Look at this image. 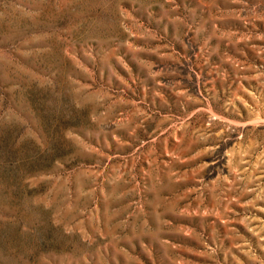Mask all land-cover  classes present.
<instances>
[{"label": "rangeland", "instance_id": "1", "mask_svg": "<svg viewBox=\"0 0 264 264\" xmlns=\"http://www.w3.org/2000/svg\"><path fill=\"white\" fill-rule=\"evenodd\" d=\"M0 264H264V0H0Z\"/></svg>", "mask_w": 264, "mask_h": 264}]
</instances>
